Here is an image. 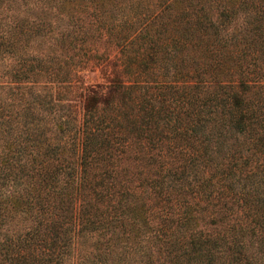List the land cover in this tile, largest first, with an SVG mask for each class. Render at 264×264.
<instances>
[{
    "label": "trees",
    "instance_id": "trees-1",
    "mask_svg": "<svg viewBox=\"0 0 264 264\" xmlns=\"http://www.w3.org/2000/svg\"><path fill=\"white\" fill-rule=\"evenodd\" d=\"M0 264H264V0H0Z\"/></svg>",
    "mask_w": 264,
    "mask_h": 264
},
{
    "label": "rangeland",
    "instance_id": "rangeland-1",
    "mask_svg": "<svg viewBox=\"0 0 264 264\" xmlns=\"http://www.w3.org/2000/svg\"><path fill=\"white\" fill-rule=\"evenodd\" d=\"M91 74H88V77L90 76ZM92 78V77H91ZM88 81H86V83H87Z\"/></svg>",
    "mask_w": 264,
    "mask_h": 264
}]
</instances>
